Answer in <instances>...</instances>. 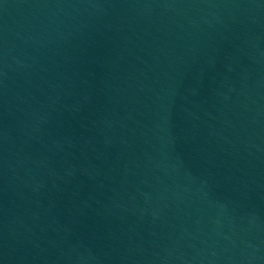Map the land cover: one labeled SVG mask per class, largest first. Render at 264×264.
<instances>
[{"label":"water","instance_id":"95a60500","mask_svg":"<svg viewBox=\"0 0 264 264\" xmlns=\"http://www.w3.org/2000/svg\"><path fill=\"white\" fill-rule=\"evenodd\" d=\"M0 264H112L69 0H0Z\"/></svg>","mask_w":264,"mask_h":264}]
</instances>
